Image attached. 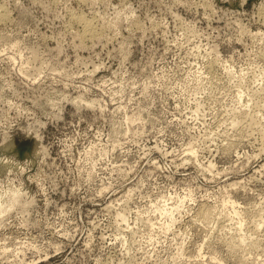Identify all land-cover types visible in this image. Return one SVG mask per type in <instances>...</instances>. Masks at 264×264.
I'll list each match as a JSON object with an SVG mask.
<instances>
[{"label": "rangeland", "instance_id": "obj_1", "mask_svg": "<svg viewBox=\"0 0 264 264\" xmlns=\"http://www.w3.org/2000/svg\"><path fill=\"white\" fill-rule=\"evenodd\" d=\"M0 12V264H264V0Z\"/></svg>", "mask_w": 264, "mask_h": 264}, {"label": "bare ground", "instance_id": "obj_2", "mask_svg": "<svg viewBox=\"0 0 264 264\" xmlns=\"http://www.w3.org/2000/svg\"><path fill=\"white\" fill-rule=\"evenodd\" d=\"M6 11V10H5ZM1 13V12H0ZM6 14V13H5ZM1 15V14H0ZM6 15H8V14H6ZM77 16V15H76ZM1 17V19L3 18V15L2 16H0ZM6 16H4V18H5ZM9 17V16H8ZM78 17V16H77ZM76 17V18H77ZM80 17V16H79ZM3 18V19H4ZM76 18L74 19V20H76ZM82 18V17H81ZM84 18V17H83ZM8 19V18H7ZM79 19V18H78ZM77 21V20H76ZM78 21H80L81 22V24L83 23V25H84V31H85V35H92L93 33H94V29H93V26H92V24L91 23H93V21L91 22V23H88V22H84V19L82 20H78ZM86 21H87V19H86ZM1 22V21H0ZM2 23V22H1ZM81 26V25H80ZM98 29V28H97ZM82 30V29H81ZM96 31V30H95ZM98 34V33H97ZM83 36V35H82ZM4 151L7 153V154H9L10 155V153H16L17 152V148H16V146L15 145H13V144H8V145H6V147L4 148ZM39 152H38V148H36V149H34V150H32L31 152H28V153H26V154H24L21 158L24 160V161H27V162H32L33 164H36L37 162H38V160H39ZM2 164H5V166L6 167H13V168H16V167H18V163L17 162H13L11 159H5V160H3L2 161ZM3 195V193H1L0 194V196H2ZM0 215H2L4 212H6V210H4L3 208V205H2V203H0ZM205 208V207H204ZM204 211V210H203ZM207 211V210H206ZM204 213V212H203ZM205 214V213H204ZM205 216H207V215H205ZM263 217V216H262ZM263 219V218H262ZM264 222V221H263ZM259 223V222H258ZM261 223H262V221H261ZM262 224H264V223H262ZM259 226V225H258ZM257 226V227H258ZM231 241H233V240H231ZM234 242V241H233ZM244 242V241H243ZM237 243V242H236ZM239 243V242H238ZM236 246V245H235ZM232 247V246H231ZM233 248V247H232Z\"/></svg>", "mask_w": 264, "mask_h": 264}, {"label": "clouds", "instance_id": "obj_3", "mask_svg": "<svg viewBox=\"0 0 264 264\" xmlns=\"http://www.w3.org/2000/svg\"><path fill=\"white\" fill-rule=\"evenodd\" d=\"M0 192H3V195L0 196V203L3 207L21 202L24 196L23 189H14L7 185H0Z\"/></svg>", "mask_w": 264, "mask_h": 264}]
</instances>
